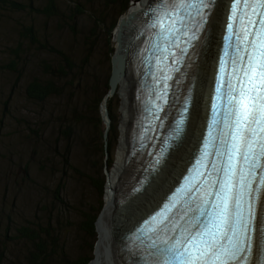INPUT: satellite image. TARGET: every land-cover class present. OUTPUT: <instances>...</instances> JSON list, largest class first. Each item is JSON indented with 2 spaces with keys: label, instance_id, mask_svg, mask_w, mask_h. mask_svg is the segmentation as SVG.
<instances>
[{
  "label": "rangeland",
  "instance_id": "1",
  "mask_svg": "<svg viewBox=\"0 0 264 264\" xmlns=\"http://www.w3.org/2000/svg\"><path fill=\"white\" fill-rule=\"evenodd\" d=\"M18 1L28 6L0 9V264H59L64 258L90 262L99 231L96 222L92 231L83 223L100 220L108 199L107 175L121 144L120 91L105 92L120 13L132 0L125 6L53 0L52 16L41 13L46 0ZM99 16L105 24L97 22ZM20 24L32 25L37 47L20 35ZM91 34V39L84 37ZM18 44L19 57H14L9 48ZM55 49L75 61L88 57L85 71L76 75L77 95L70 103L65 76L44 74L43 66L54 67L63 59ZM10 56L15 70L4 69ZM34 78H52L59 92L27 99Z\"/></svg>",
  "mask_w": 264,
  "mask_h": 264
},
{
  "label": "snow or ice",
  "instance_id": "2",
  "mask_svg": "<svg viewBox=\"0 0 264 264\" xmlns=\"http://www.w3.org/2000/svg\"><path fill=\"white\" fill-rule=\"evenodd\" d=\"M214 4L161 0L154 10V80L162 87L144 109L149 116L160 119L171 73L180 71L177 65L196 47L193 41L206 30ZM218 44L209 111L193 162L134 232L146 253L143 264H264V0H228ZM191 101L189 90L165 137V152L184 132ZM148 130L137 123L133 140L140 148L133 154L146 146Z\"/></svg>",
  "mask_w": 264,
  "mask_h": 264
},
{
  "label": "bare ground",
  "instance_id": "3",
  "mask_svg": "<svg viewBox=\"0 0 264 264\" xmlns=\"http://www.w3.org/2000/svg\"><path fill=\"white\" fill-rule=\"evenodd\" d=\"M226 1L215 0L206 30L200 34L198 41H193L196 47L190 50L191 59L189 60L188 57L183 66L182 78L185 81V95L187 96L191 90L192 96L184 132L178 140L173 142V147L162 152L158 159L159 163L156 162L155 167L149 170L150 173L146 177L141 172L142 153L146 146L133 154L134 148L130 145L136 79L124 54L128 55L135 44L132 41L134 23L140 16L141 22H147L148 15L155 14L154 10L159 7L160 1L132 0L130 8L123 14L124 16L120 18L117 25L114 38L117 45L114 53L116 55L114 76L116 75L115 89L116 87L119 89L121 96V144L113 170L107 175L108 199L98 223L100 225L99 234L104 245H107V238L111 232L109 243L112 252L126 260L130 255H125L124 250L120 248L123 235L138 219L154 209L161 201L184 169L196 147L207 113L206 102L221 28L224 26ZM154 87L160 88L161 84L155 83ZM146 117L152 118L148 113ZM137 188L139 191H135Z\"/></svg>",
  "mask_w": 264,
  "mask_h": 264
},
{
  "label": "trees",
  "instance_id": "4",
  "mask_svg": "<svg viewBox=\"0 0 264 264\" xmlns=\"http://www.w3.org/2000/svg\"><path fill=\"white\" fill-rule=\"evenodd\" d=\"M30 1V0H28ZM97 1H104V3L108 6H114L115 3H119L125 6V2L127 0H97ZM1 5H0V9L2 10H10V11H22L24 10L28 5L27 3H22L18 0H0ZM74 7L76 8V10L79 11V13H83V10H80L79 8V4L78 3H74ZM53 9H54V5H53V0H46V4L44 6V8L41 9V13L45 14L48 13L47 16H52L55 15L53 14ZM128 10V9H127ZM124 11H122L120 14V17L123 16ZM52 13V14H51ZM126 13V12H125ZM119 17V18H120ZM97 22L101 25L105 24L104 19L99 16L97 18ZM117 23V22H116ZM115 23V24H116ZM115 24L113 25V27L115 26ZM20 35L22 37H24L27 41H29L32 45H34L35 47H37L39 45V39L37 37L34 36L33 34V27L32 25H21L20 24ZM94 34L91 35H85V38H93ZM92 45V42L89 44H84L85 46L88 45ZM12 49L9 48V50L11 51V54L14 53V57H19V48H20V44H18V46H14L11 47ZM55 51H59L58 54L60 55V57L63 56V59L61 62L57 63V64H53L52 66L54 67H50L49 65H45L43 66V70L45 71L44 74L48 75L49 73H53L56 72L57 76H65V78L63 79L64 83L67 84L69 83L70 86L67 88L68 89V93L70 95L68 102L70 103L71 97L73 95H77V89H76V82L79 81V78L76 76L79 73H82L85 71V66L87 64L88 61V57L81 55L78 56L76 61L68 54L65 53V51H61V50H57L55 49ZM113 56V54H112ZM12 56L9 57V64H7V67H5L4 69H9V67H13L12 69L15 70V66L13 65L12 62ZM8 59V57H7ZM44 64H48L45 63ZM110 78V77H109ZM109 81H108V87L106 89L105 94L107 93V91L109 90ZM58 87L56 85V83L54 82V80L52 78H34L32 80V82H30L27 85L26 88V97L27 99H35V100H43L44 98H46L47 96L54 94V93H58ZM104 94V96H105ZM104 98V97H102ZM76 103V102H75ZM74 103V104H75ZM100 187L103 185L102 182L99 183ZM98 185V187H99ZM97 218V217H96ZM96 218H90V219H86L83 223L84 229L87 231H92L93 229H95V222H96ZM22 230L27 231L26 228H22ZM41 244H38V248L41 250ZM43 248V247H42ZM42 256H46L45 251H43L41 253ZM1 256V254H0ZM79 259V258H78ZM91 258L85 259V260H69V259H62L59 261V264H86L87 262H89Z\"/></svg>",
  "mask_w": 264,
  "mask_h": 264
},
{
  "label": "water",
  "instance_id": "5",
  "mask_svg": "<svg viewBox=\"0 0 264 264\" xmlns=\"http://www.w3.org/2000/svg\"><path fill=\"white\" fill-rule=\"evenodd\" d=\"M115 54L112 56V63H113V68H112V72H111V75H110V78H109V92L110 94H113L114 93V90H115V80H116V75L114 76V73H115V61H114V58H115ZM108 96V94H107ZM106 99V98H105ZM104 107H105V103H104ZM99 220V219H98ZM96 224H97V229L99 231L100 229V225L99 223H97V220H96ZM111 237V232L107 238V245H104V241L101 239L100 237V234H99V240L97 242V245L95 247V258L94 260L86 263V264H127L126 261H129V259L127 258L124 259L122 256H119L115 253L112 252V247L109 243V239ZM131 255V254H129Z\"/></svg>",
  "mask_w": 264,
  "mask_h": 264
},
{
  "label": "flooded vegetation",
  "instance_id": "6",
  "mask_svg": "<svg viewBox=\"0 0 264 264\" xmlns=\"http://www.w3.org/2000/svg\"><path fill=\"white\" fill-rule=\"evenodd\" d=\"M219 30V29H218ZM147 97H148V94H147V92H144L143 93V100L146 102V99H147ZM133 100H134V95H133ZM160 156H161V153L157 156V158H156V162H157V160L160 158ZM168 191V190H167ZM167 191H166V193H167ZM166 193L164 194V196L166 195ZM164 196H163V198H164ZM162 198V199H163ZM161 199V200H162Z\"/></svg>",
  "mask_w": 264,
  "mask_h": 264
}]
</instances>
